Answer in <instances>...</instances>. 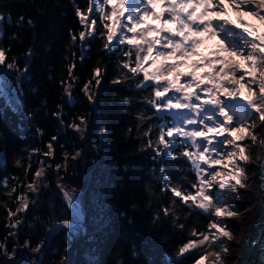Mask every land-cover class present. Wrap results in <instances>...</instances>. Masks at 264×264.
Here are the masks:
<instances>
[{"label":"trees","instance_id":"16d2710c","mask_svg":"<svg viewBox=\"0 0 264 264\" xmlns=\"http://www.w3.org/2000/svg\"><path fill=\"white\" fill-rule=\"evenodd\" d=\"M87 5L88 0H0V14H10L12 18V24L3 23L4 37L0 43L11 49L6 56L17 57L20 69L28 66L23 75L0 66V148L4 149L6 159L5 163L0 162V181L7 178L10 185H15V178L25 179L23 169L15 164L17 159L22 158L25 167L31 163L30 180L31 172L40 167L39 161L63 164L65 152L74 154L82 150L81 157L69 160L66 172L48 170L47 187L32 196L36 202L22 214L21 225L11 229L16 236L9 237L6 249H0V264H61L71 242L68 230L55 229L47 238L53 222L72 219L58 183L68 191L75 190L74 207L85 220L84 237L75 247L71 264H194L197 250L183 257H177L176 252L187 241L189 230L193 226L204 229L208 219L193 213L184 220L187 208L177 209L179 222L185 223V230L181 231L174 226L172 216L165 217L161 212L172 206V196L161 191L164 181L160 170L163 168L173 182L185 176L194 179L189 162L178 157H158L151 149L141 151L144 139L136 131L137 127L143 131L151 125L170 123L173 118L163 113L155 115V110L146 104L150 89H138L132 81L112 83L121 72L120 47L105 52L100 36L86 37L83 45L73 43L72 34L84 28L75 9H86ZM21 15L26 19L18 25ZM28 19L32 25H28ZM148 24L158 23L150 18ZM13 35L18 39L13 40ZM203 41L197 48L199 55L190 56L180 72L195 71L202 77L210 71L195 67L197 63H206L205 58H211L218 48L209 38ZM29 49L31 55H27ZM71 59L76 61L74 73L80 83L69 102L60 81L67 76L66 65ZM97 61L107 66V72L94 102H90L80 88ZM184 80L182 77L180 82ZM59 104L64 105V124L54 115ZM141 112L151 119L141 124L137 119ZM78 116L87 117L88 129L83 139L68 126ZM129 128L133 130L131 134ZM53 136L58 137L53 141L54 157H45L43 152L48 151ZM60 176L64 177L62 181ZM6 191L0 184V201H7L15 210L16 205ZM157 212L161 216L154 221ZM6 215L0 208V240L9 231L5 227ZM25 241L29 247L23 246ZM41 241V251L33 252L32 248ZM5 251L9 254L5 255Z\"/></svg>","mask_w":264,"mask_h":264},{"label":"snow or ice","instance_id":"6c2138e0","mask_svg":"<svg viewBox=\"0 0 264 264\" xmlns=\"http://www.w3.org/2000/svg\"><path fill=\"white\" fill-rule=\"evenodd\" d=\"M229 9L237 13L236 19L229 16ZM75 12L84 28L72 34L73 43L83 45L86 37L100 36L105 52L120 47L121 72L112 83L132 81L138 89H150L146 104L155 110V115L163 113L173 118L170 123L151 125L143 131L137 127L136 131L144 139L141 151L151 149L158 157L185 159L195 176L173 182L163 168L160 170L164 181L161 191L172 196V206L161 210L163 216H172L174 226L181 231L185 230V223L179 222L177 209L187 208L184 220L193 213H201L208 219L204 229L193 226L189 230L188 239L178 247L176 256L183 257L197 250L194 264H204L210 258V264H230L229 242L234 240L235 233L229 221L240 215L235 201L242 198L240 190L249 186V165L264 164V156H257L253 151L259 148L264 152V0H88L86 9L77 6ZM150 18L159 23L148 24ZM11 19L10 14L7 17L0 14V41L4 37V21ZM25 19L19 16L17 24L23 25ZM27 23L32 25L33 22L28 19ZM204 34L218 38L219 46L211 58H205L206 63H197L195 67H206L210 71L202 77L195 71L180 72L190 56L199 55L197 48L204 43L200 38ZM12 39L18 36L13 35ZM10 51L0 43V66L21 75L27 73V65L20 69L17 57L6 56ZM31 53L29 49L27 55ZM80 59H84L83 55ZM66 67L67 76L62 77L60 83L72 102V93L80 83L74 73L75 59ZM106 72L107 66L97 61L89 79L80 88L90 102H94ZM182 77H185L184 83L180 82ZM57 108L54 115L64 124V105L59 104ZM137 119L143 124L151 117L141 112ZM68 126L83 139L88 129L87 117L78 116ZM132 131L128 129L129 134ZM57 139L53 136L49 141L48 151L43 152L45 157H54L53 141ZM32 151L40 152L39 149ZM81 155L82 150L74 154L65 152L63 164L41 160L40 167L31 172L30 180L31 163L25 167L22 158L15 161L16 166L23 169L25 179L15 178V185H10L7 178L0 181L7 189L5 194L16 205L13 210L7 201H0V208L7 213L5 227L9 229L0 240V249H6L9 237L16 236L11 229L21 225L22 214L36 202L32 196L47 187L48 170L66 172L69 160ZM63 179L59 177L60 181ZM58 187L69 207H73L75 190L68 191L60 183ZM161 212L154 215V221L160 219ZM61 223L71 227L69 220ZM23 246L29 247V242L25 241ZM42 247L43 241L32 251L39 253ZM11 254H15V249Z\"/></svg>","mask_w":264,"mask_h":264},{"label":"bare ground","instance_id":"6f19581e","mask_svg":"<svg viewBox=\"0 0 264 264\" xmlns=\"http://www.w3.org/2000/svg\"><path fill=\"white\" fill-rule=\"evenodd\" d=\"M253 23H259V21L252 19ZM253 151L257 156H263L264 152H261L259 148H254ZM263 153V155H262ZM249 173L251 179L249 181V186L247 189H241L240 193L242 198L239 201H235L237 207L240 211V215L232 219V229L235 233L234 240L230 241V255L228 257L230 264H240L241 259V252L243 249H246L245 246L250 247L252 242L254 241V237H249V233L251 230L248 231V226L250 223V217L252 219L253 213L255 211V207H258V203L260 202L261 197L263 196L264 192V164L259 162L252 163L249 165ZM261 191V193H260ZM263 233V237L259 238L261 243H257L259 245L257 251L255 252L256 256L259 260L255 259V257H251L253 261L251 264H259L264 262L260 260V258L264 254V230L261 232ZM250 238V239H249ZM243 244V245H242ZM245 245V246H244ZM263 247V249H261ZM237 252L239 253L238 255ZM233 258H237L234 262L232 261ZM264 258V257H263Z\"/></svg>","mask_w":264,"mask_h":264},{"label":"water","instance_id":"95a60500","mask_svg":"<svg viewBox=\"0 0 264 264\" xmlns=\"http://www.w3.org/2000/svg\"><path fill=\"white\" fill-rule=\"evenodd\" d=\"M9 14H6L5 17H7ZM5 22H7L8 24H12V19L11 21L5 20ZM6 159H5V151L4 149L0 148V162L5 163ZM68 209L70 211V214L73 218L74 223L79 224V229H75L73 226L74 224L71 223V227H66L68 228L71 232H72V242L68 245V247L66 248L65 251V255L63 257V264H70L74 254H75V245H77L79 243V240L83 237V230H84V225H83V219L81 217V215L77 212L74 211L73 207H69L68 205ZM257 225V224H256ZM65 227L62 225V223L60 222H55L51 229H50V233H52L56 228H62Z\"/></svg>","mask_w":264,"mask_h":264},{"label":"rangeland","instance_id":"374dc122","mask_svg":"<svg viewBox=\"0 0 264 264\" xmlns=\"http://www.w3.org/2000/svg\"><path fill=\"white\" fill-rule=\"evenodd\" d=\"M157 11H160V9L159 8H157L156 9ZM229 16L232 18V19H236L237 18V13L234 11V13H233V10L232 9H229ZM245 19H248V20H250V21H252V17H249V16H245L244 17ZM157 23H159L158 21H157ZM201 39H205V38H209L208 37V35L207 34H204V35H202L201 37H200ZM211 41H213V43L215 44V43H217V47L219 46L218 45V43H219V39L218 38H216V37H213V38H209ZM235 135V134H234ZM217 167H220V166H217ZM66 205H67V210H68V213H69V215L71 216V214H70V211H69V209H68V202L66 201ZM73 209H74V211L75 212H77V213H79L80 215H81V217H82V219H83V225H84V227H85V220H84V218H83V216H82V214L80 213V211L79 210H77V206L76 207H74L73 206ZM71 218H72V216H71ZM56 222H59V221H56ZM71 223H73L74 224V228L75 229H79V224H77V223H74V221H73V218L71 219V221H70ZM230 224H231V226L233 225L232 224V219L230 218ZM55 222H53L52 223V225L54 224ZM61 223V222H60ZM52 225L50 226V228H49V231H48V233H47V238H48V236L51 234L50 233V229H51V227H52ZM233 227V226H232ZM62 228H65V229H67L68 230V233H69V235H70V239H71V242H72V232L68 229V228H66V227H62ZM56 229H58V228H56ZM54 232V231H53ZM83 237H84V230H83ZM83 237L79 240V243L81 242V240L83 239ZM70 242V243H71ZM69 243V244H70ZM78 243V244H79ZM68 247V246H67ZM75 247H76V245H75ZM229 247H230V244H229ZM66 251V250H65ZM239 253L237 252V254L236 255H238ZM65 255V254H64ZM75 255V254H74ZM235 260H237V258H233L232 259V261L234 262ZM71 264V263H70ZM204 264H210V261H205L204 262Z\"/></svg>","mask_w":264,"mask_h":264}]
</instances>
